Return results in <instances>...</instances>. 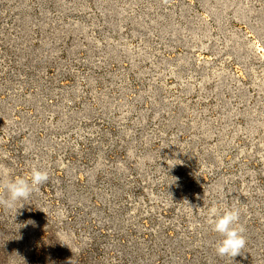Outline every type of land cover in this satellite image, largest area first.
Masks as SVG:
<instances>
[{
	"label": "rangeland",
	"instance_id": "374dc122",
	"mask_svg": "<svg viewBox=\"0 0 264 264\" xmlns=\"http://www.w3.org/2000/svg\"><path fill=\"white\" fill-rule=\"evenodd\" d=\"M33 169L0 264H264V0H0V185Z\"/></svg>",
	"mask_w": 264,
	"mask_h": 264
},
{
	"label": "clouds",
	"instance_id": "9594fccd",
	"mask_svg": "<svg viewBox=\"0 0 264 264\" xmlns=\"http://www.w3.org/2000/svg\"><path fill=\"white\" fill-rule=\"evenodd\" d=\"M48 181V172L39 169H33L27 178H10L6 183L0 185V192L6 194L0 195V207L12 209L16 215L26 201L30 200L33 193L41 190ZM240 216L241 212L236 208L226 211L215 207L211 209L212 229L221 237L215 247L216 254L220 258L228 257L233 261L237 255H242L246 248L245 229L240 224ZM28 225L35 226V221L28 220L23 226L27 227Z\"/></svg>",
	"mask_w": 264,
	"mask_h": 264
}]
</instances>
